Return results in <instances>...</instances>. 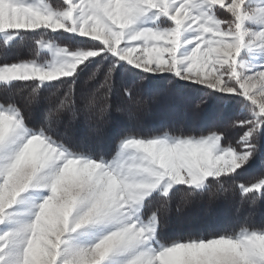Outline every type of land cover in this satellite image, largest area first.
<instances>
[{
	"label": "snow or ice",
	"instance_id": "1",
	"mask_svg": "<svg viewBox=\"0 0 264 264\" xmlns=\"http://www.w3.org/2000/svg\"><path fill=\"white\" fill-rule=\"evenodd\" d=\"M0 59V264H264V0H0ZM161 82L199 127L143 126Z\"/></svg>",
	"mask_w": 264,
	"mask_h": 264
},
{
	"label": "trees",
	"instance_id": "2",
	"mask_svg": "<svg viewBox=\"0 0 264 264\" xmlns=\"http://www.w3.org/2000/svg\"><path fill=\"white\" fill-rule=\"evenodd\" d=\"M70 34H65V37ZM71 41L64 39L63 43ZM35 58L28 47H14L7 56L8 62L26 61ZM4 61L0 59V63ZM146 97H152L150 110L140 115V122L144 127H161L164 125L185 122L190 126L199 127L206 118L207 112H197L193 109L196 103V97L190 94H182L168 86L166 82H161L145 90ZM114 126L118 127L124 123V118L119 114H113ZM112 129H109V134ZM77 138L89 148L97 147L96 144L88 140V133L80 129L77 131ZM237 133H231L235 139ZM254 167H258V162ZM247 174L241 177L246 179ZM258 211L264 216V206ZM230 212V206L223 202L218 203L211 208L206 203H197L187 208L182 215H177L173 211L171 222L167 231L163 234L166 239H185L190 235H205L212 231H221L226 225L227 216ZM261 217H257L259 222Z\"/></svg>",
	"mask_w": 264,
	"mask_h": 264
}]
</instances>
